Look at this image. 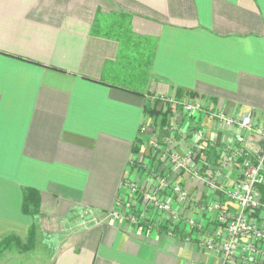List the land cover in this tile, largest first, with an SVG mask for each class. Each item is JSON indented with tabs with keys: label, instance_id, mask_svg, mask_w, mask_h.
Masks as SVG:
<instances>
[{
	"label": "crops",
	"instance_id": "1",
	"mask_svg": "<svg viewBox=\"0 0 264 264\" xmlns=\"http://www.w3.org/2000/svg\"><path fill=\"white\" fill-rule=\"evenodd\" d=\"M151 94L200 102L189 122L210 140L195 157L208 143L221 154L218 111L264 126V0H0V241L37 226L28 264H222L201 240L213 217L195 235L169 215L154 214L151 234L106 218L125 196ZM243 143L263 155L262 136ZM224 173L233 185L241 167ZM178 180L202 204L225 198L184 170ZM26 188L40 192L36 215L23 211ZM87 208L97 222L83 225Z\"/></svg>",
	"mask_w": 264,
	"mask_h": 264
},
{
	"label": "built area",
	"instance_id": "2",
	"mask_svg": "<svg viewBox=\"0 0 264 264\" xmlns=\"http://www.w3.org/2000/svg\"><path fill=\"white\" fill-rule=\"evenodd\" d=\"M164 101H169L170 104L176 102L177 105L183 109L185 108L190 116L200 110V105L194 102L183 103L170 97ZM215 116L219 119V122L226 121L228 123L233 122L235 119V123H238L241 128L243 126L244 129L250 128L255 134L264 138V127L255 126L249 112L241 118H225L224 114L218 112L215 113ZM202 125L200 123L197 127V124L194 127V132L198 131L199 136L197 138L203 140V142L209 141L210 139L204 138L203 132L200 130ZM201 144L196 143L194 149L193 147L188 148L182 153L178 150L160 149V156H158L160 158L164 157L163 159L171 158V162L169 163L170 168L166 170L170 169L167 175L153 172L160 178V180L155 179V181H159L156 185L157 188L159 187L158 190L155 192L154 187L147 190L144 184L133 179L127 180L125 185H123V182L122 186L126 191L125 196L121 197L120 195L117 200V206L119 205L120 208H116L117 211L115 209L108 213L106 218L120 222L124 219L128 220L141 229L143 227L151 234L155 229H159V226L157 227L159 223L155 220L154 214L160 213L162 220L168 215L175 223H179L182 219L186 220L185 228L189 227L190 233L195 231V234H197V231L209 230L206 222L210 220V217H213L214 222H217V224H214V228L206 232L207 236L201 239L204 248L219 255L222 264L236 262L240 264H264V226L260 225L255 217V212L263 207L261 205V201H263L262 194L258 186L264 183V153L256 159L244 146L243 142L232 141L227 146H223L222 152L219 154L220 159L217 158L215 161L217 169L214 172L209 169L203 171L197 168L194 162L195 149L199 148ZM204 146L211 147V144L208 143ZM161 151H164L163 155ZM158 156L157 159L161 162ZM236 165L241 167V175L235 184L227 185L226 179L228 176L224 171L230 170ZM150 169H153L152 165H150ZM177 170L179 172L184 170L190 174L191 178L206 182L211 189H215L225 196L224 201H228L212 200L207 204L201 203V215L199 217L194 216V213L190 216H184V209L190 206L195 209L196 206L193 207L195 200L199 204L201 201L193 196L180 180H176L178 179V175L175 174ZM128 183L131 185H128ZM124 207L127 208V212L124 211ZM119 209L124 212L118 211ZM144 213L148 215L146 216ZM202 214H204V217ZM85 217L97 222V218L92 214V209L87 208L84 211L81 218L82 224L89 222ZM167 234L176 235L174 227L171 226ZM189 238L191 237L188 236Z\"/></svg>",
	"mask_w": 264,
	"mask_h": 264
},
{
	"label": "rangeland",
	"instance_id": "3",
	"mask_svg": "<svg viewBox=\"0 0 264 264\" xmlns=\"http://www.w3.org/2000/svg\"><path fill=\"white\" fill-rule=\"evenodd\" d=\"M150 52H152V49L150 50ZM150 98H151V103H152V105L150 107H152L153 105H156L155 103L158 100L159 101L157 103L158 109H161L162 107L164 110L168 109L170 102L169 101L166 102L163 100H165V99L167 100V98H169V97L166 98V96L163 97L162 95L151 94ZM193 102L196 104H200V102H198L197 100H195ZM170 105H171L172 110L170 111L169 115H171L170 119H171L172 123L170 122V124H169L168 123L169 121H168L167 124L163 125L162 127L158 126V124H159L158 121H160V118L156 119L155 117H151L149 120L147 117H145L144 121L142 122V125L140 126V130H139L138 134L140 136H143L144 141H145L144 144L142 145L143 153H141L139 155L135 153L136 157H135V159L133 157L131 160L130 167L128 170L130 172L129 173L127 172L128 174L124 178L125 181H124L123 185L126 184L127 180L130 181V179H133L134 181H136L138 183L144 184V187H146L147 190H149L150 188L152 189V187H154V191L156 192L159 188V187L157 188L156 185H158V182H159L158 180H160V178H158V176L153 174V172L158 173V174L160 173L162 175H167L169 173L170 169L168 171H166V170L168 168H170L169 163L171 162V158L163 159L164 157L160 158L159 157L160 155H159L158 157L161 159V162L159 160L151 162L150 156L154 155L156 152H158L160 149H163V148H165V150H170V151H176L178 149V151L180 153H182V152H184L183 150H181L182 148L184 150H187L188 148H192L193 145L198 143L197 141H199L200 144H201V142H203V140L197 138L199 136L198 131L196 130L194 132V130H192V128L195 127L196 124L194 125L193 123L189 122V120L194 119L193 115L188 116L189 113L187 115L185 108L181 109L182 107L177 105L176 102H173ZM182 110H184L185 116L182 115ZM218 113L224 114L225 118L226 117H232L231 115L227 114L224 111H218ZM180 118L182 120H184V122L186 121L184 126H182L181 128H179L176 125L177 120ZM219 123H221V122H219ZM236 124H237V126H235ZM217 125H218V128L221 129L220 124H217ZM222 125H223V123H222ZM224 125L223 126L227 130L228 133H230L229 131L232 132V135H230L226 132L225 137L227 138V140L223 145L224 147L227 146V144H230L232 141L237 142V143H238V141L239 142H245L246 138H247V134H249L250 132H254L250 128L244 129V126H243V128H241L238 123H235V119L233 122L226 123V121H225ZM257 126L258 127H264L262 125H257ZM197 127H199V125ZM200 130L203 132L202 134L204 135V138L210 139V136L207 134L204 125H202V128ZM180 132L182 134L180 136L181 138L178 137V133H180ZM223 132H225V131H223ZM234 134H236L238 136V137H235L236 139H234ZM176 137H178V138H176ZM134 145H135V142H134ZM189 146H191V147H189ZM222 149H223V147H221V150L219 152H222ZM212 150H215V149H212ZM159 154H160V151H159ZM161 154L163 155L164 151H161ZM194 158H195V156H194ZM217 158L220 159V156H218ZM136 162H138V163L144 162L146 164L150 163V165H152V167H153V169L151 170V173L146 172L147 174L144 173V175H142L141 173L139 174L138 168L136 166ZM146 167L147 166H145L144 168H146ZM175 172H176L175 174H178V173L180 174V172L178 170ZM136 174L138 177H136ZM132 175H134L133 178H131ZM160 177H163V176H160ZM155 179H158V180L155 181ZM176 180H178V179H176ZM194 180L199 181L198 179H194ZM202 182L205 183V185H207L206 182H204V181H202ZM226 184L230 185V181L228 178L226 179ZM128 185H131V184L128 183ZM121 188L125 189L123 187H121ZM208 188L211 191L218 192V194L220 193L219 191H217L215 189H211L209 186H208ZM171 190H172V188H171ZM219 201L224 202V200L221 198H219ZM261 205L263 206L261 209L264 210V200L261 201ZM194 206H197L198 208L202 207L201 202L199 204L198 201H196V200H195V204L193 205V207ZM118 208H120L119 205L117 206V209ZM152 208L153 207L151 206V209ZM117 209H116V211H117ZM261 209H258V212ZM118 211L127 212V208L124 207V211L122 209H119ZM258 212H257V216H258ZM39 213H40V211H39ZM158 214L161 215L160 213H158ZM144 215L147 216L148 214L144 213ZM257 216H256V218H257ZM81 223H82V219H81ZM87 224H89V222H87V223L84 222L83 225H87ZM40 231L41 230L39 228H37V226H35L36 244H37V239H38V236L40 234ZM193 233L195 234V231ZM167 235H169V234H167ZM26 239H27V236L24 237V239H22V242H23L22 244H24V245L26 244ZM35 247H36V245L34 247L24 249V248L16 245L15 243H13V244H11L10 247H8L7 249H5L1 252V254H0L1 260L0 261H1V263L4 262L6 264H28L30 262V261H28L30 259L29 252H30V250L32 251ZM11 250H12V254H8ZM4 254H7V255H4ZM213 254L216 255L215 253H213ZM217 256L220 257L219 255H217Z\"/></svg>",
	"mask_w": 264,
	"mask_h": 264
},
{
	"label": "trees",
	"instance_id": "4",
	"mask_svg": "<svg viewBox=\"0 0 264 264\" xmlns=\"http://www.w3.org/2000/svg\"><path fill=\"white\" fill-rule=\"evenodd\" d=\"M164 101V100H163ZM159 101H156V105H153L152 107L148 108L145 112L146 117L148 118V120L151 117H155L156 119L160 118V121H158V126H163L165 124H167V122L170 124V111L172 110L171 105L169 104L168 109L164 110L163 107L161 109H158L157 103ZM182 109V108H181ZM199 125V123H198ZM144 138L143 136L138 135L136 140H135V145L133 148L134 154H141L143 153L142 149V145L144 144ZM199 153V151L197 152V154ZM159 155V153H155L154 155L150 156L151 157V162L152 161H157V156ZM219 156V153L216 152L215 150H212V148H206L203 147L201 149V152L195 157V159L198 161H200L201 163H203L202 165V169L207 170L209 169V162L212 161L215 158H217ZM136 161V160H135ZM135 163V162H134ZM144 162H136V166L138 168V171L141 174L144 173H149L151 171L150 169V163L146 164ZM147 166L146 168H144L145 166ZM258 189L260 191V193L262 194V200H264V184H260L258 186ZM40 192L37 191L36 189H32V188H26L25 192H24V198H23V211L25 213L28 214H33L36 215L37 213H39L40 211ZM258 212V211H257ZM255 212V214L257 213ZM217 224V222H216ZM180 225V224H179ZM179 228V227H177ZM187 228V227H186ZM186 228L184 230L181 231V233L183 231L186 230ZM179 231V230H178ZM206 231V230H203ZM202 231V232H203ZM15 243L16 245L27 249V248H31L34 247L36 244V233H35V225H31L27 239H26V244H22V239L19 236H15V235H7L5 237L2 238V240L0 241V254L3 250L7 249L8 247L11 246V244Z\"/></svg>",
	"mask_w": 264,
	"mask_h": 264
}]
</instances>
